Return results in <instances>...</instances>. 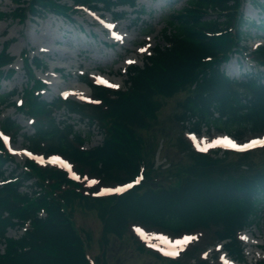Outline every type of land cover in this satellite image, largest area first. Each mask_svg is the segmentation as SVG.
<instances>
[{
    "label": "trees",
    "instance_id": "obj_1",
    "mask_svg": "<svg viewBox=\"0 0 264 264\" xmlns=\"http://www.w3.org/2000/svg\"><path fill=\"white\" fill-rule=\"evenodd\" d=\"M73 1L94 8L104 4L107 9L119 4L135 5V0ZM239 4L240 0H190V6L171 16L170 29L164 31L170 45L157 47L144 67L130 68V84L126 90L93 85L95 95L102 100L100 105L60 100L59 106L65 105L71 112L96 117L101 122L105 139L95 148L81 147L85 139L73 124L64 122L60 127L56 123L52 106L34 92L43 85L35 79L36 84L26 89L23 106L24 111L37 120L34 134L27 136L32 148L63 153L77 164L78 170H86L101 181L132 179L142 166L152 161L143 130L157 121L163 100L182 91L187 96L179 103L182 110L178 119L197 117L195 129H200L204 122L219 130H236L239 136L248 130L263 131L264 84L254 77L233 81L221 69V62L229 58L236 45L229 28L244 24L243 19L238 18ZM209 8L226 14L225 19H205L203 9ZM69 9L59 0H28L27 7H19L13 14L24 18L27 10L36 16L51 10L66 15ZM6 15L9 14L0 12V17ZM221 30L224 31L221 35L215 34ZM256 56L264 63V47ZM11 59L8 53L2 52L0 66ZM34 61L37 65L42 62L39 58ZM25 62L32 70L27 58ZM3 73L0 70V77ZM31 78H34L32 74ZM6 100L2 97L0 103ZM16 127L17 123L11 118L3 122L7 131L18 133ZM182 146L189 163L179 160L166 170H155L150 165L141 185L122 194L95 197L86 194L82 183L70 179L65 171L41 166L33 160H28L25 169L18 174L12 172L9 180L5 165L13 157L0 139V178L9 180L0 184V242L5 244L4 250L0 249V264H92L88 257L90 235L85 237L76 229V202L82 208L95 210L101 217L104 243L111 234L123 237L129 219H133L173 232L207 230L212 239L229 238L226 247L242 259L238 231L261 218L263 213L264 160L258 163L256 158L264 149L233 159L229 152L220 158L195 152L185 144ZM243 164H247V172L238 173ZM161 173L172 178L166 182H150ZM34 177L42 188L37 196L20 190L25 180ZM42 210L46 217H39ZM27 220H31L30 227L23 234L7 235L10 227ZM139 249L145 251L143 247ZM192 258L196 260L194 263ZM163 262L208 264L197 256L195 248L186 251L183 258Z\"/></svg>",
    "mask_w": 264,
    "mask_h": 264
},
{
    "label": "rangeland",
    "instance_id": "obj_2",
    "mask_svg": "<svg viewBox=\"0 0 264 264\" xmlns=\"http://www.w3.org/2000/svg\"><path fill=\"white\" fill-rule=\"evenodd\" d=\"M189 0H137L136 10H145V13L137 18V13L130 7H123V10L129 14L128 18L120 22L112 20V14L101 12H91L89 10L80 11L73 14L71 19L64 15L56 14L50 11L43 12L42 18L27 17L21 21L7 17L0 19V41L15 39L10 46L9 51L16 56L14 66L17 69L16 74L10 79H4L0 86V95L10 92L13 89L22 90L28 79L26 69L23 67L21 52L29 49L32 54L40 56L47 64L42 70H37V75L49 81L47 90L44 91V97L53 100L58 94L69 91L75 92L71 94L74 99H82V101L90 98L92 91L89 86L84 84L80 79V72L90 75V78L101 80L100 76H105L111 85L116 87H125V62L128 58L135 64L143 62V56L150 52L155 45H166L165 39L162 37V30L167 26L171 12L180 10L187 6ZM15 8L12 0H0V10L10 12ZM243 12L249 19H264L260 8L252 1L245 0L243 2ZM114 22V28H107L106 23ZM252 31L250 37L245 39L247 42L257 36H264V30H257L250 27ZM145 34H149L148 37ZM112 48L106 43H113ZM256 41V40H255ZM247 42L249 47L253 42ZM106 42V43H105ZM2 45H0V51ZM234 55L228 64L224 65L227 72L231 71L239 74L244 70L243 65L247 67L245 59H241ZM241 60V61H240ZM248 61V60H247ZM243 65H240L241 63ZM128 65V63L126 64ZM60 70V71H58ZM186 97L185 93L177 94L172 98L164 100V106L159 113L158 121L143 130L144 142L148 147L153 149L150 152L155 154L154 164L157 166H169L172 162L182 156L181 147L178 146V138L183 135L184 126L178 122L176 115L180 113L181 108L179 102ZM18 96L14 98L17 100ZM57 121L67 119V111L60 109L56 111ZM6 116H12L21 125L25 126L23 131L28 134L33 132L31 120L17 112L14 107L8 105H0V124ZM79 116L73 114L70 123L76 124V129L88 132L90 129L84 123L79 122ZM205 127L203 131H205ZM208 138L209 147H215L217 144V130L210 129ZM93 136L88 139L86 146H93L102 142L103 135L98 128L91 129ZM236 134L234 130L231 132ZM237 135V134H236ZM251 136L246 134L245 140ZM28 141L19 135L16 142L12 145L16 153V161L24 162V151L27 149ZM223 154V152H221ZM236 157V154H231ZM264 154L258 156L256 161L262 162ZM178 161V160H177ZM188 157L182 163H189ZM12 169L9 167V170ZM238 173L245 174L247 168H239ZM31 184V183H27ZM29 190L30 185L23 187ZM264 210V209H263ZM76 224L81 230H85L93 239L91 254L96 256L101 252L100 239L102 235L103 224L101 217L95 210L82 208L76 202ZM262 217L255 220V223L247 229L246 233L252 235L259 245H254L256 252L249 254V246L245 242L244 262L247 264H264V213ZM9 236H19L22 229L18 226L9 229ZM136 233L142 241L139 243L147 246V242L155 246L156 240L163 237L158 230L151 228L136 229ZM198 237L205 238V233H195L188 238L187 241L195 240ZM137 236L133 234L118 237L116 234L109 236L108 251L106 259L108 264H164L163 261L148 252H142L138 248V242L135 240ZM179 243L185 244L179 240ZM214 243L207 244V248L212 249L214 253L220 255L221 258L228 256L219 247L214 249ZM0 246L3 245L0 244ZM210 256V255H209Z\"/></svg>",
    "mask_w": 264,
    "mask_h": 264
},
{
    "label": "bare ground",
    "instance_id": "obj_3",
    "mask_svg": "<svg viewBox=\"0 0 264 264\" xmlns=\"http://www.w3.org/2000/svg\"><path fill=\"white\" fill-rule=\"evenodd\" d=\"M258 242H256V241H254V240H252V241H250L249 242V244H251V245H255V244H257ZM249 253L251 254L254 250L250 247L249 249ZM242 264V263H241Z\"/></svg>",
    "mask_w": 264,
    "mask_h": 264
},
{
    "label": "snow or ice",
    "instance_id": "obj_4",
    "mask_svg": "<svg viewBox=\"0 0 264 264\" xmlns=\"http://www.w3.org/2000/svg\"><path fill=\"white\" fill-rule=\"evenodd\" d=\"M262 143H264V141H262ZM116 190H119V189H116Z\"/></svg>",
    "mask_w": 264,
    "mask_h": 264
}]
</instances>
